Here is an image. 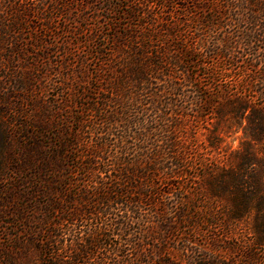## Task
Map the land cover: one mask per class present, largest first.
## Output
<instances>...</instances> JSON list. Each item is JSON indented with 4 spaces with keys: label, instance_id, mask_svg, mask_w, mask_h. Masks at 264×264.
Segmentation results:
<instances>
[{
    "label": "trees",
    "instance_id": "16d2710c",
    "mask_svg": "<svg viewBox=\"0 0 264 264\" xmlns=\"http://www.w3.org/2000/svg\"><path fill=\"white\" fill-rule=\"evenodd\" d=\"M262 60L264 0H0V264H264Z\"/></svg>",
    "mask_w": 264,
    "mask_h": 264
},
{
    "label": "rangeland",
    "instance_id": "374dc122",
    "mask_svg": "<svg viewBox=\"0 0 264 264\" xmlns=\"http://www.w3.org/2000/svg\"><path fill=\"white\" fill-rule=\"evenodd\" d=\"M256 64H257L256 66H260V65L264 64V61L263 60L262 61H258ZM261 88H264V85L257 84L255 86V88H254L255 89L254 92L257 91V90H260ZM254 92H252V94H256ZM255 102H256V104H258L260 102V100L258 99V97L252 103L254 106H255ZM197 135H198V140L199 141H202V139L204 138L203 133L201 134V132H200V133H197ZM241 135H242V132H241V130H239L237 133H235V135L226 138V141L228 142V144L230 146L236 147L240 143V140H241V137L240 136ZM256 149H257V151H259L258 154H261V152L263 153L264 152V142H263V144L257 145ZM237 231L240 232L241 234H245V229H241V230H237ZM202 236H204V235H202Z\"/></svg>",
    "mask_w": 264,
    "mask_h": 264
}]
</instances>
